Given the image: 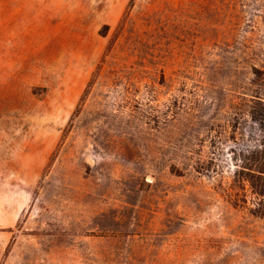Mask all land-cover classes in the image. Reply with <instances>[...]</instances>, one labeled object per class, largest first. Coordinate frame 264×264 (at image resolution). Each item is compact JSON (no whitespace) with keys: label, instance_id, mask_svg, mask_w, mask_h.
I'll return each instance as SVG.
<instances>
[{"label":"rangeland","instance_id":"obj_1","mask_svg":"<svg viewBox=\"0 0 264 264\" xmlns=\"http://www.w3.org/2000/svg\"><path fill=\"white\" fill-rule=\"evenodd\" d=\"M0 264H264V0H0Z\"/></svg>","mask_w":264,"mask_h":264}]
</instances>
